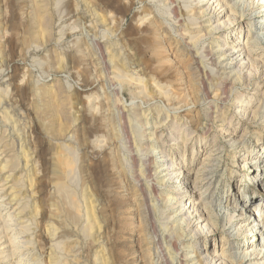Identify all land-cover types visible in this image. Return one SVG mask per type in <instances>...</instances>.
<instances>
[{"label":"rangeland","instance_id":"rangeland-1","mask_svg":"<svg viewBox=\"0 0 264 264\" xmlns=\"http://www.w3.org/2000/svg\"><path fill=\"white\" fill-rule=\"evenodd\" d=\"M242 1L0 0V264H264L241 261L264 241L239 220L264 218V9ZM219 44L243 81L217 87Z\"/></svg>","mask_w":264,"mask_h":264},{"label":"bare ground","instance_id":"bare-ground-1","mask_svg":"<svg viewBox=\"0 0 264 264\" xmlns=\"http://www.w3.org/2000/svg\"><path fill=\"white\" fill-rule=\"evenodd\" d=\"M211 0H208V2H210ZM222 1H223V3L225 2V0H216V2H219V3H222ZM205 6V5H204ZM204 6H202V7H197V6H192V5H189L188 7H186V10H185V14L187 15V16H189L192 20H198L199 18H202L203 17V15H204V13H206L205 11H202V9L204 8ZM236 6V5H235ZM234 6V7H235ZM239 8L240 7H242V8H248V7H251V8H256L257 10L258 9H264V0H247L246 2L245 1H242L239 5H237ZM179 10H181V9H179ZM230 10L234 13V11H233V7H230ZM252 11V10H251ZM254 11H256L255 9H254ZM181 13H182V10H181ZM181 13L180 14H178V8L175 6L173 9H171V11H170V15L171 16H173V17H178V16H181ZM264 17V16H263ZM263 17H259V19H262V20H260V22L259 23H261V24H263L261 27H257L256 28V32L254 33V35H255V39H254V41H255V43H258V42H261V41H264V18ZM241 18V17H240ZM243 22V20L242 19H240V22ZM258 23V24H259ZM178 27H177V29L176 30H178V32H182L183 30H186L185 28V25H183L180 21L178 22ZM233 23L232 22H228L227 23V27H231V25H232ZM199 25H201L200 23H199ZM199 30H203V27H199ZM215 30H216V28H214V27H212V26H210V28L208 29V31H207V35H211L212 33H213V31L215 32ZM185 32V31H184ZM158 34V33H157ZM247 45H249V43L246 41V40H242V39H240V40H238L237 41V43L235 44V47H237V49L235 50V52H236V54H239L242 50H240L241 48L240 47H245V46H247ZM217 47V51H216V55L218 56V61L217 62H215L214 63V68L213 69H211L212 71H211V73H212V75L211 76H213V77H217L218 76V73H219V71L220 70H222V66H225L226 65V62L228 61V58L226 57V55H225V53H222V48H223V46H221L220 44L218 45V46H216ZM215 55V54H214ZM215 55V56H216ZM214 56V57H215ZM208 57V56H207ZM212 57V56H211ZM211 61V60H210ZM120 63V62H119ZM125 65H127V64H125V63H121V67H122V71H123V69H126L125 67ZM220 66V67H219ZM120 67V66H119ZM120 69V68H119ZM126 71V70H125ZM223 72V71H222ZM210 74V73H209ZM222 74V73H221ZM206 75H208V74H206ZM237 76H238V78H236V80H234L233 81V77L234 76H232V74L231 73H223L220 77L218 76V81H220L218 84H217V87H219V88H221L222 87V85L225 83V82H227L228 80H230L231 81V79H232V85H235L236 84V82H241V81H243V80H241L242 78H240V76L237 74ZM215 77V78H216ZM129 78V77H128ZM127 78V79H128ZM250 78V77H249ZM248 78V79H249ZM126 79V80H127ZM209 79H211V77H209ZM213 80H214V78H213ZM216 80V79H215ZM214 80V81H215ZM132 81V80H131ZM209 81V80H208ZM210 82V84H211V81H209ZM213 82V81H212ZM216 82H217V80H216ZM202 84V83H201ZM201 84H200V86H201ZM228 84H230V83H228ZM206 85V84H205ZM213 85H214V83H213ZM226 85H227V83H226ZM212 86V85H211ZM211 86H210V88H211ZM204 87V86H203ZM212 87H214V86H212ZM226 88H227V86H226ZM231 88V87H230ZM203 89V88H202ZM211 89H213V88H211ZM216 89V88H215ZM214 89V90H215ZM228 89V88H227ZM206 90V89H205ZM204 90V91H205ZM218 90V89H217ZM230 90V89H229ZM219 91V90H218ZM225 91V90H224ZM224 91H223V93H224ZM205 92H207V90L205 91ZM226 93V92H225ZM207 96H208V94H207ZM235 103H236V108L237 109H240V108H243L244 106H243V103L244 102H241V101H238V100H236L235 101ZM160 121V120H159ZM158 121V122H159ZM157 123V122H156ZM159 124V123H158ZM156 127V126H155ZM178 127V126H177ZM156 129V128H155ZM155 133V132H154ZM155 135H157V134H155ZM264 149H260L259 150V152H261V151H263ZM64 157V159H65V156H63ZM146 157H148V155L146 156ZM150 157V156H149ZM149 157H148V159H149ZM60 158V157H59ZM133 158V157H132ZM62 160H63V158H61ZM61 159H59V161L61 160ZM67 159V158H66ZM65 159V160H66ZM65 160H63V161H65ZM68 160V161H67ZM65 162H62L63 164H64V166H65V168L66 169H68L69 171L71 170V169H73L74 167L73 166H75L74 165V162L71 164L70 162H69V159H67ZM141 160V159H140ZM134 162V161H133ZM132 162V163H133ZM147 162V161H146ZM262 162H264V161H262ZM59 165V164H58ZM73 165V166H72ZM133 166V165H132ZM134 166H135V164H134ZM72 167V168H71ZM64 169V168H63ZM73 170H71L70 172H72ZM147 172V171H146ZM66 173V172H65ZM159 175V174H158ZM209 174L207 173H204V174H202V176L201 177H203V179H207ZM60 176V175H59ZM59 176H58V178H59ZM165 176H168V178L171 180V175L170 174H166ZM158 179V178H157ZM197 179V178H196ZM169 201L170 202H173V201H175L176 200V198H172V196L171 195H169ZM248 199V197H245L244 198V200H247ZM198 201L199 202V206H196L195 204L196 203H194V208L195 207H201L202 209H205V210H211L212 208H215V214L213 215L214 216V218L216 219L218 216H225L226 215V212L227 211H223L222 212V210L220 209L221 207H220V205H222V203H221V200H217V199H213V197H206V196H204V193L202 194H199V198H196L195 199V201ZM236 203H238V201L237 202H235L234 204H233V206L232 207H234V205H236ZM181 203H179V205H180ZM180 209H179V212L180 213H182L183 215H182V217L183 216H185L186 214H184L183 212V208H182V206L180 205V207H179ZM235 209V208H234ZM229 210H230V208H229ZM78 212V211H77ZM255 213V215L257 214L258 216H257V218L258 219H256V217H255V219L253 220L252 219V216L250 217V216H247V215H245V217L244 218H241V219H239L240 221H241V223H244L245 224V226H250V225H252L253 224V228H251V230H250V232L251 233H253V234H256V232L257 231H261L262 232V230L264 229V218L260 215V213H258V212H253V214ZM177 214H178V212H177ZM176 214V215H177ZM177 216H179V215H177ZM176 216V217H177ZM232 218H234V217H232ZM189 219H191V215H188V217L187 218H184L183 219V222L184 223H186ZM217 220V219H216ZM207 220H205V221H203L202 223H204V222H206ZM209 222H207V224H205V228H207L208 226H209V223H211V225H215V223H213L211 220H208ZM256 222H257V224H256ZM176 223V222H175ZM178 223V222H177ZM202 223H201V225H202ZM232 223V222H231ZM181 226V228H182V224L180 225ZM163 227V226H162ZM174 228H175V226H174ZM173 227H169V225H165L164 226V228H163V234H165V237H169L170 239H171V244H172V246H175V244L177 243L176 242V236L174 237V235H172L173 234V232H175L173 229H174ZM249 228V227H248ZM173 230V231H172ZM177 232V231H176ZM203 232V230H202V226H201V229L200 230H195L194 231V236L195 235H199L200 233H202ZM162 234V235H163ZM179 235V234H178ZM262 235H263V239H264V233H262ZM163 237V236H162ZM181 237V236H180ZM168 239V238H167ZM169 240V239H168ZM250 242H252V243H248V245L246 246V247H248V248H251L253 251L252 252H254L253 254H246L245 253V255H243V257H242V259H241V261H245V260H249L248 259V257L251 259V258H253L254 257V255L256 256V258H260V260H262V259H264V241H263V243H261L260 245H258V246H256L255 245V242L253 241V240H251ZM174 248V247H173ZM184 248H186V247H184ZM244 248V247H243ZM223 258V257H222ZM102 259V258H101ZM172 260H173V262H177L176 264H201L202 263V259H199L198 261H196V262H194L195 260H193V257L192 256H190V254H188V253H185L182 257H178V255H176L175 257H173L172 258Z\"/></svg>","mask_w":264,"mask_h":264}]
</instances>
